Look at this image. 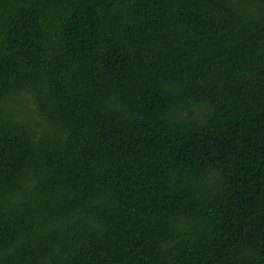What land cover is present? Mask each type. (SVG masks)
Masks as SVG:
<instances>
[{"label": "trees", "instance_id": "trees-1", "mask_svg": "<svg viewBox=\"0 0 264 264\" xmlns=\"http://www.w3.org/2000/svg\"><path fill=\"white\" fill-rule=\"evenodd\" d=\"M0 264H264V0H0Z\"/></svg>", "mask_w": 264, "mask_h": 264}]
</instances>
